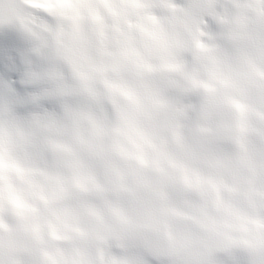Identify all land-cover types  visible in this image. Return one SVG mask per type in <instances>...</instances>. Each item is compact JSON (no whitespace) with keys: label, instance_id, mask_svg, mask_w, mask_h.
<instances>
[{"label":"snow or ice","instance_id":"snow-or-ice-1","mask_svg":"<svg viewBox=\"0 0 264 264\" xmlns=\"http://www.w3.org/2000/svg\"><path fill=\"white\" fill-rule=\"evenodd\" d=\"M0 264H264V0H0Z\"/></svg>","mask_w":264,"mask_h":264}]
</instances>
